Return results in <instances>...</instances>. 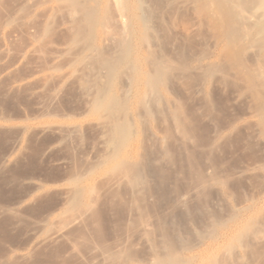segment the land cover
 <instances>
[{
  "label": "rangeland",
  "instance_id": "374dc122",
  "mask_svg": "<svg viewBox=\"0 0 264 264\" xmlns=\"http://www.w3.org/2000/svg\"><path fill=\"white\" fill-rule=\"evenodd\" d=\"M214 1L0 0V264H264L261 13Z\"/></svg>",
  "mask_w": 264,
  "mask_h": 264
},
{
  "label": "bare ground",
  "instance_id": "6f19581e",
  "mask_svg": "<svg viewBox=\"0 0 264 264\" xmlns=\"http://www.w3.org/2000/svg\"><path fill=\"white\" fill-rule=\"evenodd\" d=\"M116 1V0H115ZM119 1V3H117V5L119 4V5H121L120 4V0H118ZM211 1V0H210ZM215 1H217V0H215ZM214 1V2H215ZM218 1H221V0H218ZM225 1V0H224ZM227 2L229 1V0H226ZM225 1V2H226ZM231 1V3H233V1L232 0H230ZM235 2H234V6L231 4V6L232 7H238V9L240 8V10H242V12L245 10L246 11V15H247V17H246V15H244V13H245V11H244V13H242L241 11H239V10H237L236 8H234L235 10H237L239 13H237V15L239 14L240 16H238V17H240L239 19H240V21L241 20H243L244 18H242V15H244L243 17H245L246 19H244V20H246L245 22H246V24H244V23H242L243 25H237L238 24V22H236V25H237V27H235V28H237L238 30L237 31H235L236 29L234 28H232L231 27V29H233L232 31H229L230 33H233L234 31V33H235V38L236 37H238V39H240L241 38V36H242V34L246 37L247 36V34H248V32H250L249 31V27H247V24H248V20H250L251 18H253L254 17V15L255 16H259L258 14H260V17L258 18V19H256L257 21L255 22V19H254V23L253 22H250L252 25H251V27L253 26V27H256L257 28V34H256V36H255V38H253L252 40H253V44L252 45H254L255 43V45H259V46H252L253 48L254 47H258V50H255V52H263L264 51V0H254V1H250V0H246V1H244V0H234ZM241 1H243V2H241ZM113 2V1H112ZM185 2V1H184ZM209 2V1H208ZM224 2V3H225ZM241 2V3H240ZM115 3V4H116ZM211 3H213V2H211ZM220 3V2H219ZM186 4V3H185ZM226 4V3H225ZM228 4V6H229V3H227ZM118 5V6H119ZM216 5H219V4H216ZM220 5H222V3H220ZM180 7V6H179ZM219 9H221L219 6H217ZM226 7V6H225ZM217 8V9H218ZM227 10V9H226ZM247 10H250V11H247ZM252 11H254V12H258L257 14H254V12L253 13H251V14H254V15H250V13H249V16H248V12H252ZM260 12V13H259ZM236 14V13H235ZM242 14V15H241ZM236 18V17H235ZM238 18H236V20H237ZM248 19V20H247ZM233 21V20H232ZM239 21V20H238ZM251 21V20H250ZM234 24H235V22H234ZM249 25V24H248ZM255 28V29H256ZM104 29H106V27H104ZM228 29V28H227ZM108 30V29H107ZM230 30V29H229ZM103 32H106V30H104ZM108 32V31H107ZM228 32V31H227ZM242 33V34H241ZM104 36H108V34H106V35H104ZM103 36V37H104ZM248 37V36H247ZM246 37V38H247ZM108 38V37H107ZM110 38V37H109ZM250 38V37H249ZM237 39V38H236ZM258 39V40H257ZM233 41V40H232ZM236 41H238V40H236ZM240 41H242V40H240ZM246 41V39L244 40V42L243 43H247V45H249L250 46V44H248V43H250V41H248V42H245ZM234 43V42H233ZM251 43H252V41H251ZM240 44H242V43H240ZM246 45V46H247ZM241 46V45H240ZM243 46H244V44H243ZM248 46V47H249ZM250 46V47H251ZM251 47V48H252ZM252 48V49H253ZM246 49V48H245ZM247 49H249V48H247ZM255 52H253V53H255ZM252 55V54H251ZM253 57H255V54H253ZM256 60V59H255ZM257 62V61H256ZM157 66V65H156ZM160 66V65H159ZM264 66V65H263ZM262 66V67H263ZM257 68H259V67H257ZM156 69V68H155ZM161 69H159V71H160ZM156 71V70H155ZM257 71H258V69H257ZM161 72V71H160ZM259 72V71H258ZM264 72V71H263ZM262 72V73H263ZM260 73V72H259ZM158 75H159V73H158ZM256 75H257V72H256ZM259 75V74H258ZM264 75V74H263ZM161 76V75H160ZM159 76V77H160ZM262 76V75H261ZM158 78V77H157ZM154 79V78H153ZM156 79V78H155ZM260 79V78H259ZM263 81V80H262ZM264 85V84H263ZM257 95V94H256ZM264 95V94H263ZM258 99V98H257ZM259 100V99H258ZM262 102V101H261ZM261 107V106H260ZM262 108H264V106L262 107ZM262 110V109H261ZM262 114V113H261ZM262 115H264V114H262ZM263 124H264V121H263ZM145 134V133H144ZM143 134V135H144ZM146 135V134H145ZM149 137H148V139L146 138V142H149ZM152 141V140H151ZM149 144V143H148ZM152 144V143H151ZM143 146V145H142ZM145 154V153H144ZM153 155V154H152ZM143 157V156H142ZM141 157V159H143ZM143 162H144V160H143ZM151 163V162H150ZM148 164V163H147ZM141 167V166H140ZM149 167V166H148ZM139 168V167H138ZM139 170V169H138ZM141 170V169H140ZM144 170H145V168H144ZM144 170H142V171H144ZM141 172V171H140ZM143 173V172H142ZM139 174V173H138ZM144 174V173H143ZM141 176H142V174H141ZM149 176V175H148ZM151 179H153V178H151ZM147 186V185H146ZM3 226V225H2ZM254 226V225H253ZM252 226V227H253ZM255 228V227H254ZM246 229V228H245ZM251 229V228H250ZM252 230H255V229H253L252 228ZM257 231V230H256ZM243 232V231H242ZM257 232H259V231H257ZM249 233V232H248ZM257 234V233H256ZM254 235V234H253ZM257 235H259V234H257ZM257 235H255V236H257ZM243 236H244V234H243ZM244 238V237H243ZM248 238H249V236H248ZM259 239V238H258ZM254 241V240H253ZM249 243V242H248ZM247 243V244H248ZM251 244H249L248 246H250ZM222 262V261H221Z\"/></svg>",
  "mask_w": 264,
  "mask_h": 264
}]
</instances>
